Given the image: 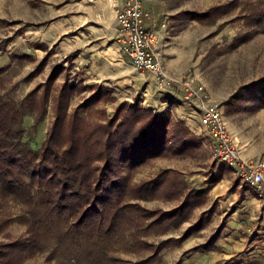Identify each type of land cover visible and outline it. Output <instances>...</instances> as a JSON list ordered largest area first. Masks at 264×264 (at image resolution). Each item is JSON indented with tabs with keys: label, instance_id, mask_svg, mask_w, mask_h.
<instances>
[{
	"label": "rangeland",
	"instance_id": "rangeland-1",
	"mask_svg": "<svg viewBox=\"0 0 264 264\" xmlns=\"http://www.w3.org/2000/svg\"><path fill=\"white\" fill-rule=\"evenodd\" d=\"M156 1L159 8L153 12L165 24L161 50L171 89L176 96L191 90L197 100L217 103L220 124L239 155L253 166L264 163V99L258 97L264 91L258 87L264 82V0ZM72 2L0 0V96L22 105L35 92L38 108L26 113L23 128L24 141L37 151L64 92L68 119L77 108L94 126L116 118L122 106L160 111L144 104L140 82L132 95L120 98L112 87L85 80L84 66L75 58L81 43L74 40L77 30L68 29L62 14ZM82 104H88L86 111ZM168 106L199 142L192 146L174 140L173 147L136 166L125 196L109 207L108 218L93 215L80 223L78 212L48 213L42 205L45 188L36 182L32 207L11 195L0 197V264H198L194 252L214 248L221 234V226L205 231L218 200L206 206L212 184L230 167L215 160L206 134L191 129ZM125 164L120 167L126 175ZM231 172L229 183H247ZM163 178L179 188L171 191L161 184L154 189ZM188 204L189 210L177 213ZM91 220L102 229L85 225ZM31 223L39 229L37 246L17 247L28 238ZM212 235L209 246L197 248Z\"/></svg>",
	"mask_w": 264,
	"mask_h": 264
},
{
	"label": "trees",
	"instance_id": "trees-1",
	"mask_svg": "<svg viewBox=\"0 0 264 264\" xmlns=\"http://www.w3.org/2000/svg\"><path fill=\"white\" fill-rule=\"evenodd\" d=\"M258 87H264V82ZM97 89L105 88L100 86ZM62 97L56 118L37 151L24 141L23 128L26 113L38 108L35 92L27 94L22 105L0 96V197L11 195L32 207L35 195L31 186L36 182L45 188L42 190V205L48 213L78 212L80 223L93 215L108 218L109 207L117 198L125 196L130 186V175L136 166L173 147L174 140L179 139L192 146L199 142L182 119L173 117L169 106L160 111L122 106L116 118L94 126L88 122L87 114L80 116L77 108L69 120L65 92ZM258 97L264 99V91ZM81 107L86 111L89 106L82 104ZM43 114L44 110L39 113L37 122ZM167 140L171 142L169 145ZM122 163H126L124 167L129 169L126 175L121 171ZM23 174L30 182L23 178ZM161 184L171 191L179 188L174 181L163 178L154 185V189ZM190 206L188 204L177 213L182 214ZM29 211L39 212L34 208H29ZM95 223L97 221L91 220L85 225L102 229L99 223ZM38 237L39 229L31 223L28 238L18 242L17 247H35ZM214 238L212 235L206 244L197 248L209 246Z\"/></svg>",
	"mask_w": 264,
	"mask_h": 264
},
{
	"label": "crops",
	"instance_id": "crops-1",
	"mask_svg": "<svg viewBox=\"0 0 264 264\" xmlns=\"http://www.w3.org/2000/svg\"><path fill=\"white\" fill-rule=\"evenodd\" d=\"M122 1L73 0V7L62 10L68 29L77 30L74 40L81 42L75 58L84 66L85 80L112 87L120 98L132 95L137 82H140L146 106L162 110L170 105L191 129L206 134L199 124L196 100L176 96L173 89H160L152 75L136 70L130 63L122 49L116 24V7ZM144 4L152 12L159 8L156 0H144ZM152 12L148 23L159 29V56L165 65V51L161 50L165 24L159 22V17ZM223 168L226 170L225 166ZM230 168V172L222 173L220 179L212 184L206 206L210 207L214 199L218 200L205 231L210 234L221 226V234L214 248L195 251L194 255L201 259L198 264H223L227 259L229 264H264V202L257 189L249 184L239 180L229 183L231 170L234 172ZM240 196L241 200L234 205Z\"/></svg>",
	"mask_w": 264,
	"mask_h": 264
},
{
	"label": "built area",
	"instance_id": "built-area-1",
	"mask_svg": "<svg viewBox=\"0 0 264 264\" xmlns=\"http://www.w3.org/2000/svg\"><path fill=\"white\" fill-rule=\"evenodd\" d=\"M150 17L151 12L145 7L144 0H123L116 7V24L122 49L136 70L152 75L160 89H171L173 84L166 79L159 56V29L148 23ZM193 92L189 90L183 96L197 101L199 124L206 131L213 157L232 167L241 179L256 188L264 202V163L256 166L248 164L229 142L230 136L220 124L218 104L197 100Z\"/></svg>",
	"mask_w": 264,
	"mask_h": 264
}]
</instances>
